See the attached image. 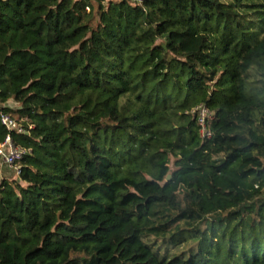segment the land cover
Wrapping results in <instances>:
<instances>
[{"label": "trees", "instance_id": "16d2710c", "mask_svg": "<svg viewBox=\"0 0 264 264\" xmlns=\"http://www.w3.org/2000/svg\"><path fill=\"white\" fill-rule=\"evenodd\" d=\"M8 100L0 264H264V0H0Z\"/></svg>", "mask_w": 264, "mask_h": 264}, {"label": "built area", "instance_id": "2783aa9c", "mask_svg": "<svg viewBox=\"0 0 264 264\" xmlns=\"http://www.w3.org/2000/svg\"><path fill=\"white\" fill-rule=\"evenodd\" d=\"M199 115V124L201 126V134L203 137L211 135V132L208 129V120H212L214 115L213 113L205 106L198 107ZM1 121L5 127L11 132L17 130L19 132L23 131L22 127H18L17 121L13 118L10 113H3L1 115ZM29 153V150L21 147L14 143L11 134L9 133L5 140L0 144V158L2 164L16 169L18 172L17 163L23 159V157Z\"/></svg>", "mask_w": 264, "mask_h": 264}, {"label": "rangeland", "instance_id": "374dc122", "mask_svg": "<svg viewBox=\"0 0 264 264\" xmlns=\"http://www.w3.org/2000/svg\"><path fill=\"white\" fill-rule=\"evenodd\" d=\"M0 106H4V107H9L10 109H18L20 107V104L14 102L13 100H8L7 102H5L4 104H0ZM12 114V113H10ZM13 118L17 121L18 127H22V123L23 121L26 120V117L24 118H20L18 119V116L16 115H12ZM3 169V170H2ZM1 173H0V179L4 178L5 175H12V177L14 175H17V170H14V168L11 167H1Z\"/></svg>", "mask_w": 264, "mask_h": 264}, {"label": "water", "instance_id": "95a60500", "mask_svg": "<svg viewBox=\"0 0 264 264\" xmlns=\"http://www.w3.org/2000/svg\"><path fill=\"white\" fill-rule=\"evenodd\" d=\"M171 177H172V174L170 173V174L168 175V180L171 179Z\"/></svg>", "mask_w": 264, "mask_h": 264}]
</instances>
